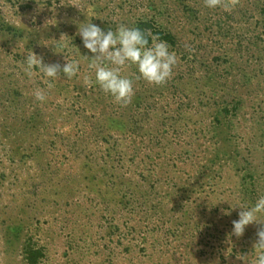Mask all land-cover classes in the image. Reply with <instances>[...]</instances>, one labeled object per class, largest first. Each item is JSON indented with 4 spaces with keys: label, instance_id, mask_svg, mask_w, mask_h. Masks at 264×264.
Returning <instances> with one entry per match:
<instances>
[{
    "label": "rangeland",
    "instance_id": "obj_1",
    "mask_svg": "<svg viewBox=\"0 0 264 264\" xmlns=\"http://www.w3.org/2000/svg\"><path fill=\"white\" fill-rule=\"evenodd\" d=\"M72 6L100 18L101 21L94 24L103 25L104 27L99 26L102 30L110 27L115 31L122 23L132 27L138 18L154 16L178 36L182 51L192 57L196 56L201 62L210 63L212 56L219 54L214 52L216 50L222 54H234L236 59L240 57L231 51L236 48L240 37L238 34L247 26L256 29L257 43L259 47L264 46V34H258L262 29L259 27L258 31L255 23L264 19V0H240V4L231 11L220 7L207 8L204 0H0V22L10 25L18 32L27 26L43 31L50 29L54 24H59L58 27L64 29L70 24V28L58 36V40L66 44L65 36L71 32L78 33L79 25L84 22L78 14H75V18L66 17L69 12L78 13L69 9ZM156 6L163 11L162 14L154 10ZM91 8L98 9L99 13L93 12ZM219 20H223L224 28L229 27L227 30L231 36H236L233 42H230V36L219 34L217 27L212 29V25ZM3 32L2 30L0 33V85L7 84L14 91L13 94L19 89H31V92L43 89L49 100L56 98L54 105L57 109L54 116H58L60 112L63 116L74 114L80 107L77 100L83 99L80 93L95 77L94 70H85L81 66L74 84L78 83L82 91L79 93L77 90V94L74 92V99L58 98L55 92L47 87L48 77H35L41 76L38 68L33 69L31 77L25 73L26 57L32 48L25 47L23 40L18 43L8 42L5 36H2ZM247 33L250 35L253 32ZM243 44L245 46L246 42ZM188 47L193 51L189 52ZM37 48H42L38 42ZM73 48L69 45L62 56H56L59 64L66 63V59H73ZM17 53L23 54V57H19L18 66L14 67L10 63L15 60ZM175 54L179 60L180 55ZM209 68L214 67L209 65ZM224 79L218 77L221 82ZM134 84L145 85L142 81ZM23 96L27 97L25 93ZM32 99L34 100L21 97L20 103L34 104L37 100L34 97ZM192 99H195L193 95L185 97L179 91L174 97L176 103L183 104L187 112L196 111L197 101ZM95 111L96 108L92 109V112ZM48 112L51 113L49 109ZM186 115L190 129H198L201 126L199 119L195 125L192 121L194 118ZM47 118L48 127L31 135L33 142L30 143V157H23V153L10 156V140L2 137L0 141V264H27L23 245L29 237L36 246L43 247L46 252V257L39 264H93L92 260L95 258L103 263L106 261V264H208L209 261L212 264H245L237 257L245 256L248 261L249 255L251 261L255 259L256 251L252 254L251 250L256 239H249L252 236H248V233L256 232L259 225L253 223L245 228V243H250L245 245L248 250L242 251V244L236 242L243 239L242 236L237 238L232 234V221L239 218L240 208L237 204L253 205L259 196L264 195V187L256 185L255 193L245 196L242 200L237 189L239 179H236L233 170H228L217 184L202 191L198 189L200 186L196 185V181L190 178L187 168H181V171H176L179 177L173 179V184L166 183L163 187L170 186L166 188V194L171 193L177 198L176 202L165 201L162 197L161 203H156L157 211L160 210L162 214L157 213L152 206V202L156 201L153 197L156 190L152 191L150 184L157 172H154L155 175L146 176L145 180H142L139 174H135L133 179L130 175L121 178L122 183H128L132 179V183L128 184L137 187L136 199L133 188L124 186L127 199L138 205L137 208L129 203L120 207L114 203L101 204L92 193L90 196H81L82 191L70 194L59 186L63 185L71 171L75 170L74 164L71 166L69 161L72 152L69 151L70 142L64 133L66 126L62 127L67 120L64 117L61 121L58 117L59 121L53 123L52 118ZM175 127L180 129L179 124ZM60 131H63L62 135L58 136ZM212 134L211 131L200 128L198 131H192L194 143H190L187 138V142L193 146L195 158L198 156L203 160L210 154L208 149L212 139L216 141V146L224 147V140L222 139L224 144L220 143L218 138L221 137H212ZM235 137L238 141L241 138L239 134ZM177 138L186 140L181 135ZM56 139H59V142H56ZM55 142L56 144H52ZM39 143L41 146H38ZM27 152L29 151L26 150L25 154ZM111 158L117 172L124 169L118 154L112 155ZM150 162L143 163L147 165L146 171L149 166L153 168L152 161ZM170 165L175 170V164L171 162ZM184 186L189 190L183 191ZM150 190L153 199L149 207V201L145 198H148L147 192ZM234 206L236 207L233 208ZM107 207L115 211L105 209ZM171 208H175L173 212L170 211ZM260 218L264 219V216ZM248 264L251 262L248 261Z\"/></svg>",
    "mask_w": 264,
    "mask_h": 264
},
{
    "label": "trees",
    "instance_id": "obj_2",
    "mask_svg": "<svg viewBox=\"0 0 264 264\" xmlns=\"http://www.w3.org/2000/svg\"><path fill=\"white\" fill-rule=\"evenodd\" d=\"M73 6L69 9L78 13L69 12L66 17L75 18V14H78L84 20L83 23L87 21L94 24L101 21L90 12H81ZM91 10L99 13L96 8ZM154 10L159 14L163 12L158 6ZM255 23L258 31L262 29L258 34H264V19L257 20ZM58 26L59 24H54L50 29L43 31L27 26L18 32L10 25L0 22V33L4 31L2 36H5L8 42L18 43L23 40L25 47L32 48L30 53L34 52L42 57L45 64L58 63L56 56H62L69 45L73 46L72 60H79L80 67L90 70L88 64L94 54L84 47L81 36L76 32L69 34L68 31L67 37L65 36L67 45L63 44L58 40V36L69 29L70 24L65 26L66 29ZM98 26L104 27L101 24ZM132 27L145 32L150 30L158 35L160 40L169 44V51L180 55L172 78L162 86L150 85L142 78L135 79L139 75L135 65L126 66L122 70V75L128 76L138 84L141 81L145 84L140 86L134 84L135 94L132 102L127 106L115 103L110 94L102 91L95 77L84 86L83 91L78 83L74 84L78 73L76 78L74 76L71 79L65 77L62 72L56 79L46 78L55 86L51 90L58 98L73 97L74 99V92L77 94V90L79 93L82 91L80 94L83 99L77 100L80 107L74 114L68 116H63L61 112L58 116H54L57 109L54 105L56 98H52V101L46 98L44 102L36 101L34 104L20 103L21 97L34 100L32 99L34 92H31V89L26 91L19 89L15 95L7 84L0 85V141L3 137L12 143L8 154L13 156L23 153L25 155L23 157H30L32 154L30 143L33 142L31 135L48 127L47 117L49 120L52 118L53 123L59 121L58 117L61 121L66 117L67 121L62 127L66 126L64 133L70 142L69 151L72 152L69 161L71 166L74 164L73 171L76 173L71 171L70 176L64 180V184L59 186L70 194L82 191L81 196H90L89 194L92 193L101 204L114 203L115 206L120 207L129 203L137 208L138 205L127 199V190L124 186L133 188V195L137 199V187L128 183H132L135 174H139L140 178L145 180L146 176L155 175L154 172H157V176L150 184V189L156 190L153 196L156 201L152 202V206L157 213H160V210L157 211V204L161 203L162 197L165 201L173 203L177 200L171 193L166 194V188L170 186L163 187L166 183L173 184V179L179 177L176 171H181V168H187L190 178L196 181V185L200 186L198 189L202 191L206 187L217 184L228 170H233L234 176L239 179L237 182L240 185L237 183V189L242 200L245 196L255 193L256 185L264 187V46L259 47L257 43L256 29L247 26L242 29L240 33L242 35L238 34L240 37L236 42V48L231 52L240 57L236 59L234 54L229 55L224 52L222 54L216 50L214 52L219 54L212 56V60L208 63L201 62V59L198 61L196 56L192 57L182 51L178 36L154 16H142L135 20ZM214 27L218 28L219 34L230 36V42L236 39V36H231L230 31L227 30L229 27L224 28L223 20L216 21L212 29ZM56 28L58 30H55ZM109 29L112 28L109 27L104 31L107 32ZM250 31L253 33L248 35L247 32ZM37 42L42 46L40 50L37 48ZM21 55L23 57V54L17 53L10 65L18 66L17 60ZM209 65L214 68L210 69ZM43 75L41 72V76L35 77L42 78ZM218 77L225 79L221 82ZM177 91L185 97L193 95L195 99L192 100L197 101L195 102L196 111L187 112L183 104L176 103L174 97ZM23 93L27 97H24ZM95 108L96 111L92 112ZM186 114L194 118L192 121L195 125L198 124L197 119H199L201 126L198 129H190ZM177 124L180 129L175 127ZM200 128L211 131L212 137L220 136L218 141L222 143L224 140L226 143L223 142L224 147L221 148L216 146V141L212 139L208 149L210 154L203 160L198 156L195 158L193 146L187 142V138L190 143L195 142L191 135L192 131H198ZM61 132L63 131L58 132L57 135L61 136ZM238 134L241 137L239 141L235 137ZM180 135L186 140H178L177 137ZM56 142H59V139H56ZM38 146L41 144L39 143ZM26 150L29 151L27 154H25ZM114 154H118L123 161L121 167L124 169L118 172L111 158ZM150 161L153 168L149 166L146 171L147 165L143 163ZM171 162L175 164V170L170 165ZM126 175H130L132 179L128 183L126 181L122 183L121 178ZM151 190L147 192L148 198H145L149 201V207L153 199ZM182 190H189V188L184 186ZM177 197L179 199V196ZM174 209L171 208L170 211L173 212ZM112 210L115 211V209ZM133 215L136 214L133 213ZM139 218H141L140 215ZM246 233L244 232L241 237L242 241L236 242V244H242L240 246L242 251L248 250L245 245L250 243L248 241L245 243ZM255 233H248V236H252L249 239L255 240L257 238ZM251 251L253 254L256 250ZM23 254L27 264H39L46 257L44 248L36 246L31 237L25 240ZM247 256L248 261L251 262L249 255ZM98 260L95 258L92 263L106 264V261L103 263ZM208 264L212 262L209 261ZM214 264L218 263L214 262Z\"/></svg>",
    "mask_w": 264,
    "mask_h": 264
},
{
    "label": "clouds",
    "instance_id": "obj_3",
    "mask_svg": "<svg viewBox=\"0 0 264 264\" xmlns=\"http://www.w3.org/2000/svg\"><path fill=\"white\" fill-rule=\"evenodd\" d=\"M204 4L210 9L220 7L225 11H231L240 4V0H204ZM78 34L81 36L84 47L94 54L88 68L94 70L96 83L104 93L114 98L115 103L122 106L130 104L135 94L133 80L122 75V70L126 66L137 67L139 75L135 77L136 80L142 78L150 85L162 86L172 78L173 69L178 63L175 52L169 51V44L160 40L159 36L150 30L145 32L122 23L115 31L109 29L105 32L98 25L88 22L79 25ZM187 50L193 51L190 47ZM34 68H39L46 77L51 79L58 78L61 72L71 79L79 72L80 64L79 61L68 59L63 65L45 64L42 57L32 52L26 57L24 71L31 77ZM86 82H88L87 78ZM47 87L51 89L54 85L47 82ZM33 95L40 102H44L47 98L43 89L35 90ZM237 205L240 208L239 218L232 221V234L239 238L243 236L248 225L258 224L255 233L257 238L253 244L256 256L251 264H264V219L260 218L264 216V195L259 196L251 206L243 203ZM237 259L248 264L245 256H238Z\"/></svg>",
    "mask_w": 264,
    "mask_h": 264
}]
</instances>
